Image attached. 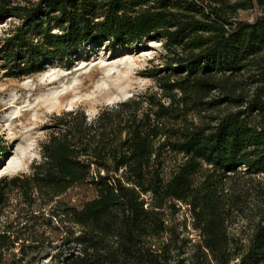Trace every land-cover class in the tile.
Returning a JSON list of instances; mask_svg holds the SVG:
<instances>
[{"label": "trees", "instance_id": "obj_1", "mask_svg": "<svg viewBox=\"0 0 264 264\" xmlns=\"http://www.w3.org/2000/svg\"><path fill=\"white\" fill-rule=\"evenodd\" d=\"M8 19L7 77L102 41L165 54L156 89L54 114L0 178V264H264V0H0Z\"/></svg>", "mask_w": 264, "mask_h": 264}, {"label": "rangeland", "instance_id": "obj_2", "mask_svg": "<svg viewBox=\"0 0 264 264\" xmlns=\"http://www.w3.org/2000/svg\"><path fill=\"white\" fill-rule=\"evenodd\" d=\"M16 22L0 23V40ZM164 54L154 38L130 48L111 40L87 45L70 66L55 61L43 72L19 78L0 68V178L30 173L54 114L83 108L94 117L105 105L156 89L145 70L159 66ZM186 212L183 207L180 218Z\"/></svg>", "mask_w": 264, "mask_h": 264}]
</instances>
